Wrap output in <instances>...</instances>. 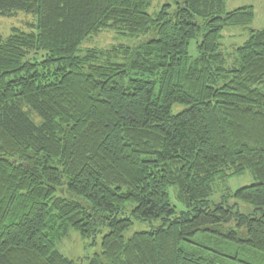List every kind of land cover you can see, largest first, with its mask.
<instances>
[{"label": "trees", "instance_id": "1", "mask_svg": "<svg viewBox=\"0 0 264 264\" xmlns=\"http://www.w3.org/2000/svg\"><path fill=\"white\" fill-rule=\"evenodd\" d=\"M152 1L0 0L34 17L0 33V264H76L56 247L70 228L108 229L82 264H264V29L229 58L222 30L252 5L181 0L154 17ZM108 28L152 36L81 47Z\"/></svg>", "mask_w": 264, "mask_h": 264}, {"label": "rangeland", "instance_id": "2", "mask_svg": "<svg viewBox=\"0 0 264 264\" xmlns=\"http://www.w3.org/2000/svg\"><path fill=\"white\" fill-rule=\"evenodd\" d=\"M181 0H153L147 11L152 15L156 16L157 13L163 8L165 4H169L167 10L173 11L177 8L178 2ZM252 5L255 11V17L253 21L248 25H228L222 30V37L220 41L222 43V51L230 58L235 53L236 47L242 45L250 36V29H264V0H226V8L228 11L238 7ZM34 21L32 15L20 12L15 16L7 17L0 14V33L8 35L11 33L12 28L19 27L22 29H29V23ZM204 30L199 33V39L202 37ZM151 32L148 34L139 35H123L114 29H105L100 33L87 38L82 44L83 49L96 48V49H109L111 47H119L120 45L128 46L131 52H135L139 45L147 42L151 38ZM195 42L191 47L195 48ZM133 53L124 55H116L113 59L117 62L130 63ZM107 57V56H106ZM254 182V179L250 172H246L242 175L235 176L230 179L229 183L233 189H237L239 186L248 185ZM219 194L216 196V199ZM240 208L243 212H248L249 207L240 203ZM135 206V203L128 202L125 206V210L129 211ZM123 211L119 216H123ZM162 224L161 219H154L151 221H135L134 224L125 231V237L129 238L135 232L150 230L157 228ZM108 231L105 228L101 233L96 236L84 239L80 232L75 229H68L67 233L63 237L59 238L56 242L57 249L75 261L76 264L85 263L88 257H93L95 254L102 252V237ZM207 233L197 234L194 242L196 245L199 243H205L204 245L209 246V241H212L205 237ZM213 242V241H212ZM199 246V245H198ZM197 246V247H198ZM240 258H244L240 255ZM84 261V262H83ZM226 264H242L235 260H228Z\"/></svg>", "mask_w": 264, "mask_h": 264}]
</instances>
